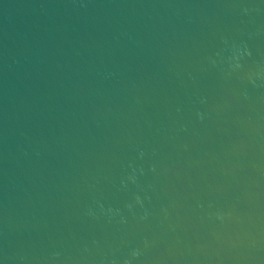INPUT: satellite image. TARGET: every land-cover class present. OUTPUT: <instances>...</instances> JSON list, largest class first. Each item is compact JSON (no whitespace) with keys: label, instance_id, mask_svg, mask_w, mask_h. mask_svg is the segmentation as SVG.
<instances>
[{"label":"water","instance_id":"obj_1","mask_svg":"<svg viewBox=\"0 0 264 264\" xmlns=\"http://www.w3.org/2000/svg\"><path fill=\"white\" fill-rule=\"evenodd\" d=\"M0 264H264V0H0Z\"/></svg>","mask_w":264,"mask_h":264}]
</instances>
